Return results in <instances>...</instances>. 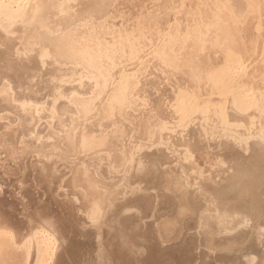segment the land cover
Segmentation results:
<instances>
[{
  "label": "rangeland",
  "instance_id": "374dc122",
  "mask_svg": "<svg viewBox=\"0 0 264 264\" xmlns=\"http://www.w3.org/2000/svg\"><path fill=\"white\" fill-rule=\"evenodd\" d=\"M90 2L68 18L49 15L43 27L74 43L92 42L78 51L81 58L70 52L49 60L33 87L29 80L11 88L0 84V195L18 209L24 227L44 213L65 233L58 264H138L127 258L116 232H100L87 220L85 202L120 185L138 148L145 146L147 162L157 142L170 143L173 134L185 144L192 124L169 119L158 107L182 68L222 57L231 45L247 54L249 76L259 66L264 70V0ZM25 37L17 31L8 41ZM169 165L153 171L164 178L157 187L145 178L152 170L139 176L143 183L128 173L127 194L117 202L126 203L131 194L128 202L135 199V205L148 198L163 207ZM9 247L0 248V264H25L20 250L12 256Z\"/></svg>",
  "mask_w": 264,
  "mask_h": 264
},
{
  "label": "bare ground",
  "instance_id": "6f19581e",
  "mask_svg": "<svg viewBox=\"0 0 264 264\" xmlns=\"http://www.w3.org/2000/svg\"><path fill=\"white\" fill-rule=\"evenodd\" d=\"M89 2L98 0H0V75L5 74L0 84L11 88L29 80L33 87L49 70V60L70 52L81 58L78 51L92 42L74 43L43 27L49 15L68 18L79 4ZM17 31L25 41H8ZM22 46L28 51L22 52ZM246 56L228 45L222 57L182 68L158 107L169 119L192 124L185 146L181 134H173L170 143L157 142L147 162L145 146L138 148L120 185L95 192L85 202L87 220L100 232H116L134 263L264 264V70L259 66L249 76ZM150 132L146 134L154 137ZM168 164L172 168L164 192L169 201L163 207L156 208L148 198L135 205V199L128 202L131 194L126 203L117 202L127 194L128 173L138 181L152 170L145 178L157 187L164 178L155 173ZM17 211L0 195V224L11 225L0 228V248L10 245L12 256L20 250L25 264H58L66 249L65 233L44 213L24 227Z\"/></svg>",
  "mask_w": 264,
  "mask_h": 264
}]
</instances>
